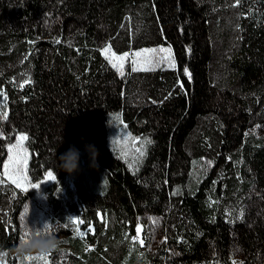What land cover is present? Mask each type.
<instances>
[{
	"label": "trees",
	"instance_id": "obj_1",
	"mask_svg": "<svg viewBox=\"0 0 264 264\" xmlns=\"http://www.w3.org/2000/svg\"><path fill=\"white\" fill-rule=\"evenodd\" d=\"M106 45L169 46L174 64L128 62L121 76ZM0 92V174L26 135L39 185L0 175L3 264H20L26 222L64 241L51 264H264V0H0ZM119 128L143 156L121 155ZM73 145L69 174L58 163ZM76 199L86 237L69 216Z\"/></svg>",
	"mask_w": 264,
	"mask_h": 264
},
{
	"label": "snow or ice",
	"instance_id": "obj_2",
	"mask_svg": "<svg viewBox=\"0 0 264 264\" xmlns=\"http://www.w3.org/2000/svg\"><path fill=\"white\" fill-rule=\"evenodd\" d=\"M58 42V41H57ZM158 53H163V56H160L159 59H156V56ZM102 55L105 56V59L109 61L111 66L115 68L121 76L124 75V65L125 62L128 61L131 64V71H149V70H155V66L157 64L164 63L165 61L168 63L169 66H172L174 64V56L171 52L170 48H159V49H145L142 51H136L133 53H123L120 55H117L112 49L111 46L106 47L102 51ZM186 74L189 76V79L191 78V74L187 73V70H185ZM30 79V78H29ZM27 82V81H26ZM23 85H21L22 87ZM183 87V85H181ZM0 97H2L3 101L7 100L6 93L0 92ZM6 107V104L3 105ZM0 119H7V112H0ZM114 119H121V117L117 116L114 117ZM3 133L0 132V136H2ZM28 139L26 135H19L18 140L14 144H9L8 146V162L5 164L4 172L0 175L6 176L9 180H11L12 184H14L16 187L20 188L22 191H27V184H28V176H27V162H28V151L27 148L24 146V142ZM129 139H132L129 137ZM119 145V141L116 142ZM133 143H137V141L133 140ZM140 143L143 144H150V140H143L140 141ZM139 156L144 155V151L141 149H136ZM122 156H126L127 152L121 153ZM49 180H54L55 177L53 176L52 172L47 173ZM0 182H3L2 179H0ZM33 187H39V185H33ZM155 222V221H154ZM76 224L82 223V221H75ZM46 232L52 231L51 226H48L45 229ZM136 236L133 237L134 243H139L141 246L144 244V240L141 237V226H137L136 229ZM77 234L80 237H83L85 234L77 228ZM28 262L35 261L36 264H51L49 257H28ZM235 264V262H233Z\"/></svg>",
	"mask_w": 264,
	"mask_h": 264
},
{
	"label": "clouds",
	"instance_id": "obj_3",
	"mask_svg": "<svg viewBox=\"0 0 264 264\" xmlns=\"http://www.w3.org/2000/svg\"><path fill=\"white\" fill-rule=\"evenodd\" d=\"M85 150L89 153L93 167L97 166L99 155L94 145H85ZM81 152L74 145L60 156L59 167L61 170L73 174L79 170ZM49 224H45L43 229H33L26 222L23 235L13 249L20 264H25L28 257H49L52 253L60 249L64 241L58 238L53 230L46 232ZM8 255L7 250L0 249V264Z\"/></svg>",
	"mask_w": 264,
	"mask_h": 264
},
{
	"label": "rangeland",
	"instance_id": "obj_4",
	"mask_svg": "<svg viewBox=\"0 0 264 264\" xmlns=\"http://www.w3.org/2000/svg\"><path fill=\"white\" fill-rule=\"evenodd\" d=\"M108 46L109 45L104 46L103 49H105ZM161 47H163V48H170L171 49V52H172V54L174 56V53L172 51V48L169 47V46H159V47H151V48H145V49H159ZM145 49H141V50H137V51H142V50H145ZM133 52H136V51H133ZM133 52H125V53H133ZM116 54L117 55H120V54H123V53H116ZM163 55H164L163 53H158L157 56H156V59H159V57L160 56H163ZM127 63H128V61L125 62L124 68L127 65ZM160 65L169 66L168 63L165 61L164 63L157 64L155 67L160 66ZM3 105H5V101H3L2 97H0V109L4 108ZM112 134H113L112 141H113V143L115 144V146L119 150L128 153L129 150H131V148H134L131 145V142L133 140L132 139H129L130 136L124 132L123 128H119L118 130H113ZM19 135H21V134H19ZM117 141H119V145L116 143ZM134 149H142V148L136 147ZM7 162H8V157H7V160L5 161L4 165L7 164ZM27 165H28V162H27ZM3 170H4V167H3ZM26 171H27V169H26ZM27 176H28V173H27ZM52 182H53V180H49L48 179V176L46 174L45 177H44V179L40 183H42L45 186H48ZM33 185L34 184H31L30 183L29 177H28V184L26 185L27 188H29V187H31ZM68 186H70V188H72L73 190L76 188L75 182H74V180L72 178H68L66 180V182L63 184V191L64 192L67 191V187ZM69 209H70L69 210V216L73 220V222L77 226V228H79V230L85 234L83 237H86L89 233H93L94 232V226L92 224H87L85 222L84 218H83L84 206L82 205V203L79 200L76 199L74 205L73 206H70ZM75 221H82V223L76 224ZM141 228H142V226H141ZM141 234H142V231H141Z\"/></svg>",
	"mask_w": 264,
	"mask_h": 264
}]
</instances>
